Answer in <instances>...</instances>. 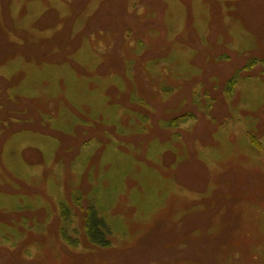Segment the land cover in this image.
Returning <instances> with one entry per match:
<instances>
[{
    "label": "rangeland",
    "instance_id": "374dc122",
    "mask_svg": "<svg viewBox=\"0 0 264 264\" xmlns=\"http://www.w3.org/2000/svg\"><path fill=\"white\" fill-rule=\"evenodd\" d=\"M262 57L264 0H0V264H264Z\"/></svg>",
    "mask_w": 264,
    "mask_h": 264
},
{
    "label": "trees",
    "instance_id": "16d2710c",
    "mask_svg": "<svg viewBox=\"0 0 264 264\" xmlns=\"http://www.w3.org/2000/svg\"><path fill=\"white\" fill-rule=\"evenodd\" d=\"M262 23V22H261ZM264 57L259 58V60H257V62L261 65L260 66V71L263 72L264 71ZM250 65L249 63H246L245 66L243 67V69L245 70V68H247V66ZM231 84H234L237 81V78L234 75H231L230 78ZM227 89V87H226ZM225 89V90H226ZM94 206H92L91 208L88 209V211H86L84 219H85V234L87 233V235L89 236V239L92 240V243L96 244V245H108V230L106 229V225L105 223L102 221V219L95 213V210H93ZM63 211L62 209H60L59 212V222L62 223L63 222ZM52 223H56V218H54L52 220ZM61 225V224H60ZM59 234H61V229H59Z\"/></svg>",
    "mask_w": 264,
    "mask_h": 264
},
{
    "label": "flooded vegetation",
    "instance_id": "af4514ba",
    "mask_svg": "<svg viewBox=\"0 0 264 264\" xmlns=\"http://www.w3.org/2000/svg\"><path fill=\"white\" fill-rule=\"evenodd\" d=\"M84 203H86V201H84ZM77 210H79V209L76 208L75 211H73V212H75V214H76ZM58 221H59V219H58ZM81 237L88 238L86 234L81 236ZM199 241H200L199 237H195V238H192V240H190L191 243H194V242L198 243ZM206 250L207 249L204 246H202V245L199 246L200 252H204ZM158 252L160 255V259L162 261L161 264H188L185 262V258H187L186 255L190 254L191 255L190 258L194 259L192 257V254H193V252H195V250L194 249L188 250L187 245L180 243L179 249H178V246L175 247V245H173L170 247V250H169V248H166L164 245H161ZM201 263H202V260L199 264H201ZM189 264H194V263H189ZM206 264H207V260H206Z\"/></svg>",
    "mask_w": 264,
    "mask_h": 264
}]
</instances>
